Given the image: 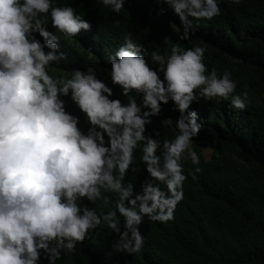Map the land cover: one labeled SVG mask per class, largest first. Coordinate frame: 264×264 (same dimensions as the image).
Returning <instances> with one entry per match:
<instances>
[{
	"label": "clouds",
	"instance_id": "9594fccd",
	"mask_svg": "<svg viewBox=\"0 0 264 264\" xmlns=\"http://www.w3.org/2000/svg\"><path fill=\"white\" fill-rule=\"evenodd\" d=\"M98 2L119 15L126 0ZM158 2L179 19V25L169 22L177 42L148 53L132 32L123 34L106 58L105 80L91 65L50 74L69 59L61 37L92 27L71 4L0 0V264H57L98 228L114 234L113 250L140 253L144 220H172L185 181L201 171L193 141L203 125L191 105L221 98L246 109L249 94L236 91L230 70L209 71L204 47L180 44L195 33L194 21L220 15L219 0ZM170 101L178 113L168 118L175 131L158 139L160 131L149 134L146 126ZM137 150L147 173L139 190L125 179L135 172ZM187 161L192 168H185Z\"/></svg>",
	"mask_w": 264,
	"mask_h": 264
},
{
	"label": "trees",
	"instance_id": "16d2710c",
	"mask_svg": "<svg viewBox=\"0 0 264 264\" xmlns=\"http://www.w3.org/2000/svg\"><path fill=\"white\" fill-rule=\"evenodd\" d=\"M56 3L71 4L92 27L78 37H61V50L69 59L50 68L54 76L91 65L99 68L98 76L108 80L106 58L127 32H132L148 53L163 51L177 42L169 22L179 25V19L158 0H126L119 15L98 0ZM219 7L220 15L194 21L195 33L180 44L204 47L209 71L216 68L219 74L230 70L237 81L236 91L249 94L246 109H233L229 100L221 98L201 97L199 103L191 105L203 125L194 142L210 147L212 154L206 159L199 146L194 148L201 156V171L195 180L189 175L185 181L184 197L172 220H144L140 231L145 243L140 253L113 250L114 234L98 228L91 239L78 245L70 256H62L57 264H264V0H241L239 5L219 0ZM161 8L165 12L161 13ZM48 27L56 31L50 19ZM165 36L170 37L167 43ZM113 93L119 96L115 86ZM120 98L122 102L128 99ZM67 104L69 111L80 115L81 126L86 129L83 115L70 101ZM173 107L171 101L163 105L161 115L153 117L146 131H160L158 139L170 137L175 129L166 118L178 116ZM135 156V172L125 179L132 180L139 190L147 173L138 150ZM192 167L190 161L185 162L186 169ZM85 203L105 210L108 207Z\"/></svg>",
	"mask_w": 264,
	"mask_h": 264
},
{
	"label": "rangeland",
	"instance_id": "374dc122",
	"mask_svg": "<svg viewBox=\"0 0 264 264\" xmlns=\"http://www.w3.org/2000/svg\"><path fill=\"white\" fill-rule=\"evenodd\" d=\"M62 72H65V71H60V73H62ZM170 118H172V117H170ZM166 119L169 122L168 118H166ZM172 119H173V121L175 120L174 118H172ZM196 146H199V148L201 149L202 154L204 156H206V159H209L210 158V156L212 154V149L210 147L201 146L199 144V142H194L193 141V147L195 148Z\"/></svg>",
	"mask_w": 264,
	"mask_h": 264
}]
</instances>
